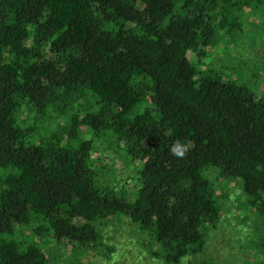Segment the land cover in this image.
<instances>
[{
  "label": "trees",
  "instance_id": "16d2710c",
  "mask_svg": "<svg viewBox=\"0 0 264 264\" xmlns=\"http://www.w3.org/2000/svg\"><path fill=\"white\" fill-rule=\"evenodd\" d=\"M246 15L264 0H0V264H51L17 241L28 225L107 258L118 216L148 264L199 258L221 220L210 171L240 182L243 264H264V45L238 78L196 62Z\"/></svg>",
  "mask_w": 264,
  "mask_h": 264
},
{
  "label": "rangeland",
  "instance_id": "374dc122",
  "mask_svg": "<svg viewBox=\"0 0 264 264\" xmlns=\"http://www.w3.org/2000/svg\"><path fill=\"white\" fill-rule=\"evenodd\" d=\"M228 36L221 33L218 43L206 49L205 58L200 59V68L216 67L234 78L246 75L244 67L256 63L262 56L264 45V17L246 15L243 21V33L233 42H227ZM195 58V57H192ZM195 59H193V62ZM100 162L112 166L117 171H124L123 180L130 170L124 168L112 155L99 151ZM208 178L213 183L215 193L221 204V220L215 231L209 232L205 240L203 255L190 258L181 264H196L202 258L213 259L217 264H243L252 260V256L243 247L250 240L251 226L241 211L246 199L238 180L221 179L211 171ZM34 225L18 230L19 242L34 241L43 249L51 264H148L151 260L141 252V245L136 229L125 217H115L100 225L102 245L112 248L109 257L102 251L78 250L69 244L58 245L52 239L36 237ZM100 252V253H99ZM148 261V262H147Z\"/></svg>",
  "mask_w": 264,
  "mask_h": 264
},
{
  "label": "clouds",
  "instance_id": "9594fccd",
  "mask_svg": "<svg viewBox=\"0 0 264 264\" xmlns=\"http://www.w3.org/2000/svg\"><path fill=\"white\" fill-rule=\"evenodd\" d=\"M187 149L185 147H182L179 143L174 144V146L171 149V152L178 156L183 157L186 154Z\"/></svg>",
  "mask_w": 264,
  "mask_h": 264
}]
</instances>
